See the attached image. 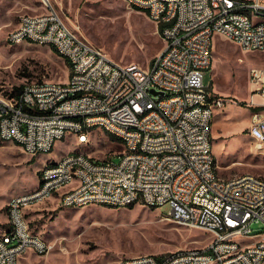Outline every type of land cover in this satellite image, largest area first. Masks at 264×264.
Segmentation results:
<instances>
[{"label":"built area","instance_id":"1","mask_svg":"<svg viewBox=\"0 0 264 264\" xmlns=\"http://www.w3.org/2000/svg\"><path fill=\"white\" fill-rule=\"evenodd\" d=\"M40 10L20 17L9 32L11 40L36 37L37 44L57 45V53L75 60V79L30 81L15 95H0L1 135H13V143L29 155L50 152L69 130L80 146L90 144V133L99 128L123 133L118 160L107 163L89 152L67 153L57 166L40 167L39 181L26 197L9 198L14 227L0 236V264H18L28 249L44 255L54 242L26 232V216L19 213L23 200L39 203L41 195L58 187L59 204H102L120 207L123 201L145 200V205L168 204L172 220L207 233V241L179 248L161 256L139 253L115 264H264V231L252 233L251 224H264V177H216L210 165L211 104L222 108L229 100L212 92L204 81L213 58L214 37L236 41L237 47L264 50V0H123L156 23L163 41L149 72L137 62L117 66L101 47L88 40L66 20L58 21L50 0H40ZM242 5L255 11V21L241 13ZM178 12V20L159 27V18ZM263 66V65H262ZM264 75V66H263ZM252 107L247 131L256 146H264V83L256 84L252 65L247 69ZM253 94L260 97L253 99ZM153 104L151 114L143 113ZM43 108V115H36ZM70 111L80 119H70ZM106 156V155H104ZM80 171L82 184L64 191V183ZM220 215L228 223H220ZM237 249V257H229Z\"/></svg>","mask_w":264,"mask_h":264},{"label":"rangeland","instance_id":"2","mask_svg":"<svg viewBox=\"0 0 264 264\" xmlns=\"http://www.w3.org/2000/svg\"><path fill=\"white\" fill-rule=\"evenodd\" d=\"M50 2L64 21L117 61L150 65L163 47L157 25L123 0ZM40 4V0H0V89L8 94L15 95L16 87L26 82L63 81L69 76V62L53 46L28 40L7 41V32L18 23L19 15L39 11ZM252 64L264 66V50L242 51L231 41L215 37L212 65L204 81H210L220 93L242 100L250 87L247 69ZM236 104L239 107L234 108L228 102L224 110L233 127H244L249 117L248 108L243 103ZM220 111L218 104H214L213 117ZM230 124L228 120L219 121L213 128L217 139L214 136L212 149L219 165L218 174L229 177L253 173L264 177V146L258 149L247 131H235ZM89 138L90 144L80 146L75 137L67 133L55 142L50 152L42 155H29L19 145L0 139V226L6 224L9 198L36 187L43 160L56 159L76 149H83L94 157H107L122 150L119 140L99 128L94 129ZM228 144L232 150L227 149ZM112 159L117 161L118 156L113 155ZM226 164L228 166L224 167ZM50 205L51 202L32 204L26 208V217L32 232L54 242L49 258L52 264H115L139 253L161 256L207 241L206 232L165 218L169 214L168 204L160 207L141 203L120 207L59 205L48 210L46 207ZM263 231L262 222L251 224V233Z\"/></svg>","mask_w":264,"mask_h":264},{"label":"bare ground","instance_id":"3","mask_svg":"<svg viewBox=\"0 0 264 264\" xmlns=\"http://www.w3.org/2000/svg\"><path fill=\"white\" fill-rule=\"evenodd\" d=\"M130 5V4H128ZM51 8H55L51 6ZM241 13L243 14V17L245 19H248V21H255V11L252 9L250 5H242L241 6ZM27 13H23L19 15L18 18V24H20V17H25ZM57 18L58 21H64L61 13L57 11ZM178 20V12H169L166 16H162L159 18V27H167L170 26L171 24H174V22ZM16 25V26H17ZM12 28L9 32L13 31ZM8 32V33H9ZM7 41L9 43H17L23 40H28V41H33L36 42V37L34 36H21V40H11V37H9V34L6 36ZM233 41V40H232ZM236 43V41H233ZM55 48L57 51V45H51ZM63 57L67 59V61L70 64V73L67 79H75L76 76V69H75V60L71 59L70 54H63ZM207 58H212V53L211 50H207ZM129 64V63H128ZM127 64H122L117 62V66H126ZM253 69V77H255V83L256 84H263L264 83V75H263V69L260 67H252ZM158 71V64H152L149 66V72H156ZM0 95H10L0 89ZM261 99H264V92H261ZM213 105L211 104V112H213ZM153 111V104H145L143 106V113L144 114H151ZM36 115H43V108H36ZM70 119H80V112L78 111H70ZM104 132L114 136L117 140L123 141V133H118L117 131H110L109 129H102ZM69 133V130H61V138H64L66 134ZM251 137H253V133L249 132ZM1 140L3 141H12L13 142V135H1ZM70 153H79L80 150L76 149L73 151H69ZM67 152V153H69ZM67 153L62 154L60 157H64ZM210 155H214L212 151V146H210ZM100 163H107V157H100ZM50 166H57V160L49 162L44 165V167H50ZM210 172H215L216 177H222L218 172L216 171V165H210ZM245 174H237V176H244ZM255 175V174H251ZM232 176H235L232 175ZM82 184V175L80 171H72V179L70 181H66L64 183V191H76L77 188ZM58 191V187H50V194H44L41 195L40 197V202L48 198L50 195H52L54 192ZM28 193L24 194H18L14 195L11 198H19V197H26ZM135 203V201H123L122 206H127ZM138 203L144 204L145 205V200H138ZM30 205H32V200H23L22 206H19V213L21 215H25V210L28 208ZM68 207H79V204H69L66 205ZM149 207H160V206H154V205H147ZM7 214H9V203H7ZM174 222H177L181 224V218H173ZM220 223H228V216L227 215H220ZM15 226V219L13 216H8V226L7 227H14ZM7 232V228L3 230L0 234V236L5 235ZM26 232L28 235H37L38 238H43L40 235L32 232L30 230L28 221L26 220ZM251 238L252 239V233L251 232H244V239ZM150 255H153L150 253ZM229 257H237V249H229ZM116 263H124V259L118 260Z\"/></svg>","mask_w":264,"mask_h":264},{"label":"crops","instance_id":"4","mask_svg":"<svg viewBox=\"0 0 264 264\" xmlns=\"http://www.w3.org/2000/svg\"><path fill=\"white\" fill-rule=\"evenodd\" d=\"M141 11V10H140ZM143 12V11H142ZM146 16H147V14L145 13V12H143ZM148 17V16H147ZM149 18V17H148ZM150 19V18H149ZM151 20V19H150ZM17 21H18V19H17ZM152 21V20H151ZM154 22V21H153ZM155 23V22H154ZM156 24V23H155ZM17 25V22H16V24H15V26ZM14 26V27H15ZM13 27V28H14ZM11 30V29H10ZM9 30V31H10ZM8 31V32H9ZM7 32V33H8ZM7 36V35H6ZM216 37H218V36H216ZM229 41H231L232 43H234V44H236L235 42H233L232 40H229ZM214 45H215V37H214V42H213V47H214ZM213 47H212V50H211V53H212V58H213ZM239 48V47H238ZM239 49H241V48H239ZM242 51H244V49H241ZM154 59V58H153ZM153 61V60H152ZM117 62H119V63H122V64H128L129 62H131V61H128V62H121V61H117ZM132 62H136V61H132ZM138 63V62H137ZM141 65V64H140ZM151 65V64H150ZM149 64H147V65H142L143 67H149L150 66ZM212 65V64H211ZM257 66H260V67H263L262 65H258V64H252V67H257ZM210 69H211V67H210ZM263 69V68H262ZM208 85H209V87L211 88V90H212V92L213 93H215V94H218V95H221V96H224V97H227L229 100L226 102V104L222 107V108H220V112L218 113V116L217 117H212V122H211V131H210V136H211V144H212V147H213V145H214V142H213V139H214V136H215V139H217V137H216V133L214 132V130H213V128H214V126H216L215 124H217V122H219V121H222V122H224V120H228V124H230V118H229V114H228V112H225V110H224V108H225V106L227 105V103L228 102H231L233 105H234V108H237V107H239L236 103L237 102H240V103H243V106L244 107H246V108H248V112H249V117H248V119L246 120V123H245V126L244 127H233L231 124H230V126L232 127V128H234V129H236L235 131H247V127H248V124H249V121H250V114H251V111H252V107L251 106H249L248 105V100H249V97H250V93H251V85H250V87L248 88V93H247V95H246V97L244 98V99H242V100H240V99H238V98H236L237 96H235V95H224V94H222V93H220L219 91H217L218 89H217V87L214 89L213 87H212V85H211V83H210V81H208V82H206ZM253 99L254 100H256V101H259L260 100V97L258 96V95H256V94H253ZM213 110H214V105H213ZM219 117V119L217 120V118ZM247 133L249 134V132L247 131ZM235 135V134H234ZM234 135H232L231 137H233ZM249 136L251 137V135L249 134ZM251 139H253V137H251ZM10 142H12V141H10ZM255 143V142H254ZM255 145H256V143H255ZM215 149H217V147H216V145H215ZM227 149L228 150H232L233 148H231L230 146H229V144H228V147H227ZM212 151H213V154H214V150L212 149ZM40 155H42V154H40ZM215 155V154H214ZM61 156V154L58 156V157H60ZM215 158H216V156H215ZM55 160H57V159H46V160H43L42 161V164H41V166L42 167H44V165L45 164H47V163H49V162H52V161H55ZM49 161V162H48ZM216 164H217V161H216ZM40 166V167H41ZM228 166V164H226V165H224V167H227ZM40 167H39V169H40ZM218 167H219V165L217 164L216 165V171H217V169H218ZM253 174V173H252ZM38 181H39V174H38V176H37V183H38ZM43 203H47V202H51V205L50 206H47L46 208L48 209V210H52V209H54V208H56L57 206H59L60 204H59V194H58V191H56V192H54L52 195H50L48 198H46L45 200H43L42 201ZM25 216H26V210H25ZM26 219H27V217H26ZM27 221H28V219H27ZM5 222H6V224H5V226H3V227H1L0 226V234H1V232L3 231V230H5L6 228H7V226H8V216H7V211H6V217H5ZM28 224H29V221H28ZM30 227V226H29ZM37 233V232H36ZM39 234V233H38ZM40 235V234H39ZM43 237V236H42ZM44 238V237H43ZM50 256H51V251H49L48 253H46V254H44V255H40V254H37L36 252H34L33 250H31V249H28L27 251H25L21 256H20V258H19V261H18V264H52L51 262H50ZM113 264V263H112Z\"/></svg>","mask_w":264,"mask_h":264},{"label":"trees","instance_id":"5","mask_svg":"<svg viewBox=\"0 0 264 264\" xmlns=\"http://www.w3.org/2000/svg\"><path fill=\"white\" fill-rule=\"evenodd\" d=\"M21 87H22V85H19V86L16 87V89H18V92L15 93V94H18L19 93V91L21 90ZM10 95H12V94H10Z\"/></svg>","mask_w":264,"mask_h":264}]
</instances>
